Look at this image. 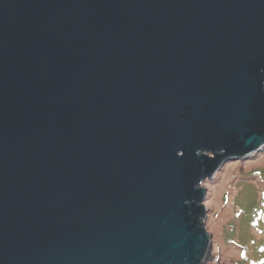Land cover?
I'll use <instances>...</instances> for the list:
<instances>
[{
  "label": "water",
  "instance_id": "95a60500",
  "mask_svg": "<svg viewBox=\"0 0 264 264\" xmlns=\"http://www.w3.org/2000/svg\"><path fill=\"white\" fill-rule=\"evenodd\" d=\"M263 147L264 0H0V264H205Z\"/></svg>",
  "mask_w": 264,
  "mask_h": 264
},
{
  "label": "rangeland",
  "instance_id": "374dc122",
  "mask_svg": "<svg viewBox=\"0 0 264 264\" xmlns=\"http://www.w3.org/2000/svg\"><path fill=\"white\" fill-rule=\"evenodd\" d=\"M201 186L206 190L203 221L212 245L205 264L259 259L257 248L264 243V147L247 159L225 162Z\"/></svg>",
  "mask_w": 264,
  "mask_h": 264
},
{
  "label": "trees",
  "instance_id": "16d2710c",
  "mask_svg": "<svg viewBox=\"0 0 264 264\" xmlns=\"http://www.w3.org/2000/svg\"><path fill=\"white\" fill-rule=\"evenodd\" d=\"M259 259H250L249 264H264V243L260 244L257 248ZM244 255V252L242 256Z\"/></svg>",
  "mask_w": 264,
  "mask_h": 264
}]
</instances>
